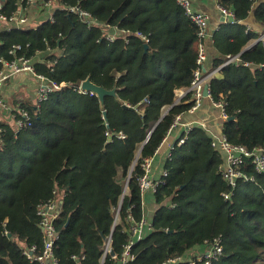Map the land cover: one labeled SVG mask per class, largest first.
Returning a JSON list of instances; mask_svg holds the SVG:
<instances>
[{"label":"trees","instance_id":"obj_1","mask_svg":"<svg viewBox=\"0 0 264 264\" xmlns=\"http://www.w3.org/2000/svg\"><path fill=\"white\" fill-rule=\"evenodd\" d=\"M58 1L81 7L93 23L55 9L53 19L45 17L32 28L0 26V70L3 60L24 56L37 73L69 85L38 108L36 101L12 105L28 111L30 125L17 128L0 119V264H38L23 250L42 249L37 207L53 190L62 199L55 220L57 264H100L103 238L110 232L119 256L128 240V216L139 220L146 214L141 162L159 151L167 175L153 193L152 230L132 245L129 264H162L217 236L222 253L212 264H264V172L246 159L242 169L252 178L239 181L225 199L221 154L201 127L193 125L181 144L175 138L163 144L176 115L192 104L190 92L174 101L197 68L193 20L176 0ZM216 1L237 22L222 24L213 35L217 53L211 67L236 53L251 65L222 66L207 82L210 98L224 103L231 117L218 123L228 140L251 150L264 146V46L258 41L246 48L257 37L239 23L253 0ZM21 5L25 0H0L7 16ZM256 7L255 16L264 21V3ZM86 78L105 89L116 86L117 98L106 95L101 107L96 94L75 90ZM104 264L118 261L107 255Z\"/></svg>","mask_w":264,"mask_h":264},{"label":"built area","instance_id":"obj_2","mask_svg":"<svg viewBox=\"0 0 264 264\" xmlns=\"http://www.w3.org/2000/svg\"><path fill=\"white\" fill-rule=\"evenodd\" d=\"M177 3L184 9L185 13L193 20L197 26V39H198V52L196 56L197 68L193 72V78L190 82V86L186 89H183L180 98H175L176 103L180 101L187 92H190V100L192 101L191 106L185 112L186 114L192 115L197 109L202 105L203 98L205 97L203 93V87L207 84L208 80L224 65L229 63L242 64L245 66H250V62L243 61L239 53L236 54H227L221 64L216 67H211L207 70L204 66L207 53L205 42L209 39V24L208 16L199 11H195L191 7L190 0H176ZM35 8L38 11H43L47 19H53V12L55 9H60L67 13H76L88 24L93 23L91 15L83 10L79 6L75 5H64L58 0H25V6H20L15 14L9 16L2 13L0 10V26L3 24L6 25L7 29L10 28H20L27 29L35 27L29 21L28 15L25 14V10L28 8ZM216 7L220 11L224 21L235 22V16L233 12L216 1ZM44 19V18H43ZM117 31V30H116ZM123 32V30H120ZM113 34L105 35L107 39L112 40L115 36ZM137 36L142 38L145 42L148 38L143 35L141 32L135 33ZM261 41L264 46V32L261 33L257 38H255L254 43ZM249 44L246 48L250 47L252 44ZM20 45H17L16 48H19ZM49 49V48H48ZM3 68L0 70V87H2L5 82L15 74H30L35 79L38 80L36 87V107L40 106L41 101L48 98V96L62 88L68 87L66 82H55L50 80L45 75L37 73L34 69L31 59L24 56L16 57L13 60H3ZM262 63L260 66H263ZM78 92H85L82 90L80 85L74 88ZM207 97H209L213 107L219 109V115L221 119H228L224 103L214 101L210 98L209 89ZM92 93V92H91ZM0 119L3 121H13L14 125L17 128H22L24 126L30 125V115L28 111L24 108L19 110H13L12 107L0 99ZM2 110L5 113H2ZM177 114L170 130L176 125L180 124V118L183 114ZM184 126V134L179 137L175 144H181L184 142L186 135L189 129L193 125H198L201 127L210 138V144L213 148L217 149L221 154V163L219 165L221 177L227 186V190L222 193L225 199H229L236 188V185L239 181L250 180V177L243 169L242 164L246 159H250L254 168L257 172H264V146L256 147L253 149H248L242 144H234L228 140L226 135L221 131L220 127L211 125L205 120H192L190 122L181 123ZM169 130V132H170ZM169 134V133H168ZM167 156L170 157V152H167ZM153 160L152 157H146L141 162V167L144 170V173L139 177V188L141 194L145 191L150 190L152 193L163 184L164 177L167 175V171L162 169L160 176L155 177L152 173L151 163ZM62 199L56 190H53V196L48 200L41 203L37 207V215L39 217V226L42 233V249L40 252H37V246L32 245L30 248H25L23 254L31 262H37L38 264H57V259L54 255V244L59 239V231L56 228L55 220L59 215V203ZM173 206V204H171ZM118 216V209L115 210V218ZM128 226L125 231L128 234V240L124 244L122 252L117 256L114 251L111 254V232L104 236L103 243L101 246V256L100 264H104V260L107 255L111 258L116 259L118 264H129L130 260L133 259L131 253L132 245L143 239L146 233L152 230V222L150 218L146 215L135 220L132 215L128 216ZM116 223V222H115ZM205 248L202 252L198 254H189L182 256L169 257L162 262V264H178L180 262H187V264H195V261L203 262L204 264H212L217 260L222 253V244L220 236L213 238L209 243L204 244ZM36 251L37 253H33ZM72 259L78 258L76 255H71Z\"/></svg>","mask_w":264,"mask_h":264},{"label":"crops","instance_id":"obj_3","mask_svg":"<svg viewBox=\"0 0 264 264\" xmlns=\"http://www.w3.org/2000/svg\"><path fill=\"white\" fill-rule=\"evenodd\" d=\"M190 1L193 10L203 12L208 16L209 37L211 34V30L214 27H217L218 30L222 24L228 23V21L221 20L222 15L216 7V0H190ZM259 3H264V0H253V7L249 11L247 17L243 21L240 22L238 21L239 23L244 25L245 31L249 30L251 32H254L256 34V37L264 32V21L259 20L255 16V12L257 8L256 6ZM26 14L28 15L29 21L32 25H36L39 21L45 18V13L43 11H38L33 7L28 8ZM254 40L255 38L251 39L249 41V44L254 43ZM213 44L214 42L210 38L207 39L205 42L207 57L204 66L207 70L211 69L212 57L217 53ZM37 84H38V80L35 79L30 74H15L11 76L2 87H0V99H2L4 103L10 105L11 107L12 105L18 104V102L21 100H24L26 102L27 101L31 102L32 105L33 103H35ZM182 92L183 89H178L176 91V98H180ZM217 111H219V109L213 107L209 97L205 96L203 98L201 107L197 109L192 115L186 113L182 115V117L180 118V124L176 125L170 130L169 135L163 139V144L169 142V140H173V138H175V142H176V140L180 137L178 136V134L184 131V126L181 123L190 122L192 120L197 119V120H205L209 124L215 125L216 127L217 124L220 122V119H218ZM2 113H5V111L2 110ZM161 156H162V152L160 151L153 156L151 169L155 177H159L162 171L160 167ZM151 195L153 196V193L150 190H147L142 194V204L144 210L146 207V200L148 199V197L151 198ZM145 215L147 216V214ZM204 248L205 245L193 247L189 251H187L186 255L198 254L202 252Z\"/></svg>","mask_w":264,"mask_h":264},{"label":"water","instance_id":"obj_4","mask_svg":"<svg viewBox=\"0 0 264 264\" xmlns=\"http://www.w3.org/2000/svg\"><path fill=\"white\" fill-rule=\"evenodd\" d=\"M224 18L223 17H221V20H223ZM216 30H217V27H214L212 30H211V34H210V39H212V36L215 34V32H216ZM145 48H147V45H145ZM80 87H81V89L82 90H85L86 92H92V93H94V94H96L97 95V97L99 98V101H100V104H101V107H103L104 106V97L106 96V95H110V96H114L115 98H117V94H116V86H114L112 89H105V88H103V87H101V86H99V85H96V84H94L93 82H91L90 81V79L89 78H86L85 80H83L82 82H81V84H80ZM208 85L207 84H205L204 85V87H203V93H204V95L206 96L207 95V93H208ZM173 105V104H172ZM171 105V106H172ZM125 106V105H124ZM170 106V107H171ZM105 111L103 110V117H105ZM228 119H231V117H228ZM155 126H153V128H154ZM152 128V129H153ZM150 132H151V130L148 132V135L150 134ZM61 204H62V200L60 201V203H59V209H60V207H61ZM66 223H68V220H67V222ZM7 235L8 236H11V233L10 232H7ZM111 254H113V250H111V252H110Z\"/></svg>","mask_w":264,"mask_h":264},{"label":"rangeland","instance_id":"obj_5","mask_svg":"<svg viewBox=\"0 0 264 264\" xmlns=\"http://www.w3.org/2000/svg\"><path fill=\"white\" fill-rule=\"evenodd\" d=\"M217 115H218V119L221 120L220 115H219V111H217ZM157 205L154 202V197L151 195V198L148 197V199L146 200V207H145V213L147 214L148 218H151L155 209H156Z\"/></svg>","mask_w":264,"mask_h":264},{"label":"bare ground","instance_id":"obj_6","mask_svg":"<svg viewBox=\"0 0 264 264\" xmlns=\"http://www.w3.org/2000/svg\"><path fill=\"white\" fill-rule=\"evenodd\" d=\"M174 103H176V101H174ZM174 103H173V104H174Z\"/></svg>","mask_w":264,"mask_h":264}]
</instances>
